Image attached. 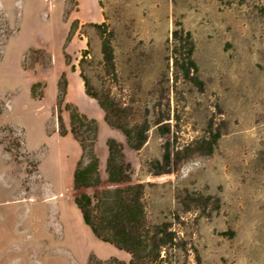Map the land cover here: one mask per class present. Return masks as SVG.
<instances>
[{
	"label": "rangeland",
	"instance_id": "obj_1",
	"mask_svg": "<svg viewBox=\"0 0 264 264\" xmlns=\"http://www.w3.org/2000/svg\"><path fill=\"white\" fill-rule=\"evenodd\" d=\"M68 103L98 126L99 185L73 187ZM144 126L133 149L124 131ZM109 139L123 153L115 183ZM137 184L148 222L169 223L189 263L264 264V0H0V264L128 262L74 199Z\"/></svg>",
	"mask_w": 264,
	"mask_h": 264
},
{
	"label": "trees",
	"instance_id": "obj_2",
	"mask_svg": "<svg viewBox=\"0 0 264 264\" xmlns=\"http://www.w3.org/2000/svg\"><path fill=\"white\" fill-rule=\"evenodd\" d=\"M93 25L102 29L104 24L95 23ZM177 34V31L173 32L175 38ZM184 37L189 46L186 52L188 64L182 66L181 71L188 76L190 69L196 71L197 68L191 60L192 46L189 32H185ZM101 50L105 59L110 61L112 49L108 38L102 39ZM83 82L85 83L84 80ZM65 86L63 82V85L59 87V101L65 92ZM66 105L70 116V130L77 138L82 150L73 173V187L79 189L99 185L101 181L99 160L94 151L98 126L95 120L81 115L72 104ZM146 131L147 128L144 126L136 132L134 137L124 131L133 149H139L144 143ZM107 143L109 149L106 164L107 180L111 183L123 181L125 179L123 153L115 140L109 139ZM162 161L165 166H169L172 161L168 146L163 153ZM144 193V185L137 184L104 188L93 198L85 192L75 196L74 200L83 220L94 235L104 242L123 249L130 255L128 262L111 258L105 261L93 259L89 264H191L186 258L187 248L179 240L176 231L169 223L148 222ZM179 251L183 253L184 259L173 261L172 257ZM194 264H201L198 254L195 255Z\"/></svg>",
	"mask_w": 264,
	"mask_h": 264
},
{
	"label": "crops",
	"instance_id": "obj_3",
	"mask_svg": "<svg viewBox=\"0 0 264 264\" xmlns=\"http://www.w3.org/2000/svg\"><path fill=\"white\" fill-rule=\"evenodd\" d=\"M26 202H30V203H35L36 202V200L34 199V197L30 194V195H28L26 198ZM19 247V246H18ZM7 249V248H6ZM6 249H4V251H6ZM17 249V245H15V244H12L10 247H9V253H11V251L12 250H16ZM2 250V249H1ZM1 255H2V251H1ZM2 257V256H1ZM6 260V259H5ZM20 261V259H19V257H14V258H12V259H10V260H6V263L5 264H13V263H19V261ZM8 261V262H7ZM2 264V263H1Z\"/></svg>",
	"mask_w": 264,
	"mask_h": 264
}]
</instances>
